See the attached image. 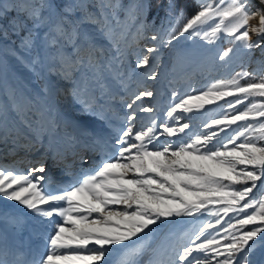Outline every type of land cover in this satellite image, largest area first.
Returning <instances> with one entry per match:
<instances>
[{
	"label": "snow or ice",
	"instance_id": "6c2138e0",
	"mask_svg": "<svg viewBox=\"0 0 264 264\" xmlns=\"http://www.w3.org/2000/svg\"><path fill=\"white\" fill-rule=\"evenodd\" d=\"M187 3L158 0L160 27L152 21L151 44L135 62L147 80L158 79L161 49L185 34L213 45L227 38L233 47L217 56L225 64L256 50L264 56V0H195L191 15ZM151 9L152 0H0V145H12L3 155L22 151L23 162L43 148L59 165L61 145L81 143L75 132L99 153L69 183L53 181L43 163L26 172L0 164V264H110L114 252L117 264H264V193L253 195L258 182L264 188V61L204 89L174 90L159 123L144 103L156 94L143 81L130 101L121 98L129 111L119 128L105 114L114 87L131 80L128 37L133 28L134 42L144 36ZM13 62L28 76L9 80ZM219 101L231 111L197 125L191 114L223 109ZM73 105L106 121L107 132L72 120ZM138 113L151 114L146 125L137 127ZM206 215L215 220L178 235L181 219ZM25 231L41 241L26 252L9 244Z\"/></svg>",
	"mask_w": 264,
	"mask_h": 264
},
{
	"label": "rangeland",
	"instance_id": "374dc122",
	"mask_svg": "<svg viewBox=\"0 0 264 264\" xmlns=\"http://www.w3.org/2000/svg\"><path fill=\"white\" fill-rule=\"evenodd\" d=\"M4 2L5 4H7L8 0H4ZM124 2H127V0H124ZM196 7L197 5L195 3V0H188L187 12L189 15L194 12ZM157 13H159V17L157 16ZM12 14L14 15L15 13ZM163 16L164 11L162 8H158V0H152V9L151 12L148 13L147 21L149 27L147 28L144 36L136 38L138 42H134L133 34L136 31L135 28H133L132 33L129 34L127 41L129 46L126 48L127 55L125 58V63L127 66L128 73L131 76V80H129L128 82L127 89L114 87L113 90L117 93L116 99L108 101V103L111 105V110L105 111V114L111 120V127L113 128H119L124 113L129 111L126 107H124L121 98H123V100L130 101L131 93L141 90V88L139 87L141 81H143L147 86L151 87L154 93L156 94L154 98H146L144 100V103L152 106L155 109L159 123L165 118V112L167 111V108L170 104V96L174 90L181 94H184L190 93L193 90L204 89L218 80L231 79L237 73H241L243 71L253 72L258 69L259 62L264 61V56L259 55L260 50H256L255 54L251 57V59H249L246 55H235L231 57L229 63L225 64L224 62L218 60L217 56L222 50H227L229 47H233V45L229 43L227 38H222L215 45H213L203 40H200L199 38L187 39V34H185V37H180L178 42L174 41L173 46L161 49L159 53L158 79L156 81L147 80V78L143 76V73L147 69H137L135 67L137 52L140 49L144 48L146 45L151 44V41L147 39V37L150 36L153 32V29L151 27L152 21L155 20L156 27L159 28L161 23L160 18H162ZM255 21H258V18L253 19L250 23ZM178 53L183 54L178 55ZM256 74L257 78H259L262 73L257 72ZM16 76H19L23 79L27 77L28 74L26 71L20 68L19 65H16L15 62H13L8 72V78L9 80H12ZM241 83H244V81H241ZM226 99L232 98L229 97ZM255 99L259 100L261 98ZM247 103L248 102L246 101L245 104L238 105L237 108H244ZM218 105H223V109L221 107H218L217 105H212L206 106V110L203 111V114H191L197 117L195 123L197 125H200L201 121L207 120L213 116L218 118L222 111H231L230 109H227V106L224 105L223 101H219ZM66 111L67 115L72 120L78 121L81 125L86 126L93 131L107 132L108 130L106 127V121L99 119L95 115L80 111L79 105L67 107ZM150 116V113H138V119L136 122L137 127H139L141 123H144L146 125ZM183 122L184 121H181V123ZM243 123L244 122H238V124ZM249 123L255 122L250 120ZM235 127L236 126H233V128ZM202 130L203 129L200 127L193 129V131ZM73 131V129H69V132ZM185 131L189 132V130ZM229 132L231 133V129L229 130ZM74 134L77 135V137L80 139V144H77L75 148H73L71 142L61 145V148L65 149L68 155H66L65 159H68L70 157V154L75 155V160L73 159L74 167H69L67 165L70 164L69 162L72 160L71 157L69 158L70 160H68V162L67 160H64L66 164L63 162L57 165L53 162L51 168H46L48 170L46 174L50 178H52L53 181H63L64 183L71 182L74 175L78 174L81 169L88 170L92 165L91 163L90 165L86 164L85 166H83L80 160H78L79 156L83 155L85 157H88V153L89 151H91L93 161L99 155L98 152H94L91 148L84 146L85 144L91 143L90 137H82L79 135V132H75ZM221 136H223V133H221ZM166 139H171L175 141L177 138L161 137L159 142H163ZM11 146V144L7 146L0 145V164L11 166L13 165V162H15V166L17 168L23 169L25 172L27 171V166L29 163H31L33 166H39L41 163L45 165L48 157L51 156L49 153L46 152L45 149L41 148L34 151L35 155L37 153H40V157L38 155L37 160L33 157L32 152H30L27 154L23 162H21V158L25 156V153L22 151L18 152V154L15 156L11 154L3 155L4 151H6L7 148ZM65 165L68 166V169L66 171H61V169H63ZM235 187L239 188L240 186L237 185ZM261 193H264V188H260L258 182L257 189H253V195L259 197ZM12 203L14 204L15 202ZM206 220L214 221L215 217L206 215L200 217V219L197 221H193V218L191 217L181 219L177 224V228L179 229L178 235H183V233L188 232L194 224H200ZM27 235L28 233L27 231H25L19 240L10 235L9 244L14 245L17 248H21L23 251L26 252L29 248V245L34 246L38 243H41V241H38L36 239H33L31 241L25 239ZM119 258L120 253L114 252L113 255L109 258L110 264H117ZM8 259L11 261L13 257L9 256Z\"/></svg>",
	"mask_w": 264,
	"mask_h": 264
},
{
	"label": "bare ground",
	"instance_id": "6f19581e",
	"mask_svg": "<svg viewBox=\"0 0 264 264\" xmlns=\"http://www.w3.org/2000/svg\"><path fill=\"white\" fill-rule=\"evenodd\" d=\"M253 3H254V2H253ZM251 24H252V25H258V21L252 22ZM255 39H257V37H256L255 35H253V40H255ZM259 55L261 56L260 51H259ZM4 152H5V151H4ZM10 154H11V153H9L8 155H10ZM32 154H33V157L36 158V160H37V156H38V155H39V157H40V153H37V154L35 155V154H34V151H33ZM88 154H89L88 157H86V158H89V159H88V163H84V164H82L83 166H85L86 164L90 165V164L92 163V153L89 151ZM11 155H12V154H11ZM50 157H51V156L48 157L47 162L45 163L46 166L49 164V166L46 167L47 169H48V168H51V166L53 165V158H52V160H51ZM70 157H71L72 160H73V158H75V155L70 154ZM70 157H69V158H70ZM69 158H68V159H65V160H67V162H68V160H70ZM36 160H35V161H36ZM72 160L69 162L70 164H72V163L74 162V160H73V161H72Z\"/></svg>",
	"mask_w": 264,
	"mask_h": 264
},
{
	"label": "water",
	"instance_id": "95a60500",
	"mask_svg": "<svg viewBox=\"0 0 264 264\" xmlns=\"http://www.w3.org/2000/svg\"><path fill=\"white\" fill-rule=\"evenodd\" d=\"M253 2L255 3V0H253Z\"/></svg>",
	"mask_w": 264,
	"mask_h": 264
}]
</instances>
